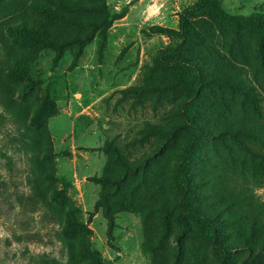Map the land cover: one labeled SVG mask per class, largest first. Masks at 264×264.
I'll return each instance as SVG.
<instances>
[{
    "label": "rangeland",
    "instance_id": "1",
    "mask_svg": "<svg viewBox=\"0 0 264 264\" xmlns=\"http://www.w3.org/2000/svg\"><path fill=\"white\" fill-rule=\"evenodd\" d=\"M35 1L44 2L0 0V264H81L90 259L77 253L78 238L61 233L65 207L58 195H50L52 187L63 189L77 207L78 218L91 231L90 248L106 263L152 264L150 252L142 249L140 214L118 213L109 231L101 209H93L100 185L91 177L101 175L107 159L102 147L115 145L128 160L149 153L155 140L142 134L145 124L169 126L183 119L191 94L208 107L207 119H261L264 124V72L243 68L242 78L254 90L256 113L241 95L225 88L219 93L199 80L200 71L183 61L186 50L181 51L177 36L179 15L194 0H77L72 16L58 26L59 46L33 48L16 41L9 25L20 14L35 15ZM220 6L228 14L264 16V0H220ZM204 19L203 13L192 16L189 27L200 30ZM151 26L166 32H153ZM191 45L198 54L191 57L188 50L189 60L204 68L209 54L199 41L192 39ZM22 54L31 58L28 82L7 73ZM174 143L179 145L180 137ZM233 157H215L217 170L250 196L252 202L243 208L253 210L254 203L264 204V177L232 165ZM173 159L167 153L163 162ZM159 171L156 183L168 192L162 177L166 169ZM49 173L56 181L47 178ZM140 204L146 207L148 201ZM152 223L157 227L155 218ZM174 236L168 235L166 250L180 248ZM191 239L193 264H208L213 255L208 252L203 259L206 243L195 232ZM157 255L164 263L167 255ZM240 255L234 253L237 264H242Z\"/></svg>",
    "mask_w": 264,
    "mask_h": 264
},
{
    "label": "trees",
    "instance_id": "2",
    "mask_svg": "<svg viewBox=\"0 0 264 264\" xmlns=\"http://www.w3.org/2000/svg\"><path fill=\"white\" fill-rule=\"evenodd\" d=\"M76 6L77 0L35 1L32 4L35 15H18L16 23L9 25L10 33L16 41L33 48L40 44L58 47V26L72 16ZM202 13L204 26L193 31L189 20ZM150 29L166 32L158 26ZM177 36L181 51L186 50L182 53L183 61L194 71H200L199 80L214 86L219 93L225 88L231 95H241L249 101L253 112H258L253 87L242 76L244 67L255 66L264 72L262 14H228L221 8L220 0H194L179 15ZM192 39L199 41L211 58L204 68L190 61L198 54L191 45ZM188 50L193 52L191 57ZM30 62L27 54L16 57L14 65L7 70L8 75L28 82ZM192 97L193 94L187 95L190 100L184 105L183 119L169 126L145 124L142 134L152 135L155 140L149 153L128 160L115 145L102 147L107 159L101 175L91 177L92 182L100 185L93 209H101L109 231L113 229L118 213L140 214L144 228L142 249L150 252L152 264H193L196 255L192 232L206 243L203 259L208 257V252L213 255L208 264H237L235 252L241 253L242 264H264V204L254 203L253 210L246 211L243 203L252 202L250 196L229 184L215 162V157L233 154L232 160L236 161L231 162L232 165L238 163L242 170L248 169L250 173L264 177V124L261 119H207L208 107ZM221 102L233 116L232 107L225 99ZM178 137L180 143L174 146ZM208 141L211 142L210 149H207ZM167 153L175 159L164 164ZM162 168L166 169L162 175L168 189L165 193L156 183ZM47 178L56 181L53 173ZM166 194L172 196L171 200ZM50 195H58L65 207L61 233L78 238L80 248L77 253L90 257L81 264H109L90 248L91 231L78 218V209L65 191L52 187ZM157 195L161 196L159 201L155 200ZM141 199L148 201L146 207H141ZM152 218L156 219L157 227ZM171 232L175 233L180 248L166 250L169 248L166 239ZM157 252L167 255L164 263L160 262Z\"/></svg>",
    "mask_w": 264,
    "mask_h": 264
}]
</instances>
